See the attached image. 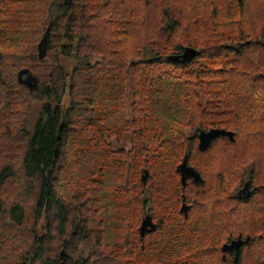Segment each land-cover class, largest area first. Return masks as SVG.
<instances>
[{
    "label": "trees",
    "instance_id": "trees-1",
    "mask_svg": "<svg viewBox=\"0 0 264 264\" xmlns=\"http://www.w3.org/2000/svg\"><path fill=\"white\" fill-rule=\"evenodd\" d=\"M187 48L197 56L182 62ZM61 53L79 63L70 77ZM5 61L16 69L6 79L8 118L22 114L25 94L49 105L19 159L5 156H14L9 145L0 151V190L17 181L0 192L3 202L13 197L3 210L13 225L0 228V264H235V252L222 247L239 238L249 241L237 264H264L253 253H264V0H0V78ZM20 74L36 81L32 90ZM123 96L132 98L137 127L130 174L101 160ZM186 129H223L234 141L219 137L201 152L187 148L197 137ZM185 157L200 182L182 185ZM246 183L250 196L240 198ZM146 218L156 230L142 238ZM121 225L126 236L114 240ZM87 239L94 250L75 262Z\"/></svg>",
    "mask_w": 264,
    "mask_h": 264
},
{
    "label": "rangeland",
    "instance_id": "rangeland-1",
    "mask_svg": "<svg viewBox=\"0 0 264 264\" xmlns=\"http://www.w3.org/2000/svg\"><path fill=\"white\" fill-rule=\"evenodd\" d=\"M62 1V0H61ZM103 2H107L108 0H102ZM59 14L58 11V7H56L55 5L52 6V11L50 13V16L52 18V20H56L57 16ZM180 46L184 47L186 46V43L184 42H180ZM154 49H156L157 51L163 52V50L165 51L167 48H160V47H154ZM169 50H171V48H169ZM149 57V55L144 56L142 58L137 60L139 61H144L145 59H147ZM90 63L95 62L94 60L89 61ZM59 63H60V67H62L63 69H65L66 73L69 74V77L71 76V74L73 72H75L74 70L78 67L79 63L76 61L74 56H69L66 57L64 56L62 53L59 54ZM7 62L5 61L2 65V70H4V72L7 74V76H5L4 78H0V151H3V148H11V150H14V156L11 155L10 151H7V153L5 154V156H8L9 159L11 158V161L14 162L17 159H19L16 155L17 152L21 153V147L23 149V145H25L26 139H27V135L31 134L36 126V124L38 123V121L40 120L41 114L43 112V109L49 105V102L47 100L45 101H39L37 99H30L29 96H27L25 94V100L23 102V110H22V114L18 115L14 121L10 120L8 118V116L6 115V108L9 107L10 104V90H9V85L7 82V78H12L14 72L16 71V69H7ZM70 83V80L68 81ZM261 87L260 88H256L255 92H258V95H261ZM202 97V95L200 96ZM251 99H257L255 97H251ZM123 100V101H122ZM122 101V102H121ZM206 102V99L202 98V104L204 105ZM261 101L259 100V103ZM132 103V98L129 97V102L127 101V97L123 96V98L121 100H119L117 106H118V110L120 112H118V114L116 115V120L117 122H114V127L115 130L117 132V134L115 136H108V134L105 135L104 137V142H102V145L104 147L105 150V155H102L101 160H105V162H110L112 164L118 165L119 163L124 164L125 167L128 169L129 174L131 173L130 170V163H129V158H130V154L129 152L134 148V144L137 143V138L134 137L135 134H133L134 130L137 129V127L135 126L132 127V116L130 114V104ZM257 104V101L254 103V105ZM71 105V97L69 96V94L64 97L63 102L61 104V108L62 109H68ZM24 112V115H23ZM124 115V116H123ZM10 120V122H9ZM123 122V123H122ZM8 123H13L14 125L12 127H10V131L7 130V127L5 128V126L3 127V125H7ZM22 125V126H19ZM151 129H153V126L150 127ZM4 129V130H3ZM199 130V129H198ZM153 133V131H152ZM151 133V135H152ZM185 134L188 138H192L195 137L196 135V131H191L190 129H186ZM197 140L196 142H191L187 143V148L189 146H192L193 143H196V147L199 149V144H200V140L198 139V134L196 135ZM223 144V142H220V144H217L216 146H220ZM190 149V148H189ZM123 151L122 153H119V151ZM201 151V150H200ZM201 152H205V151H201ZM129 154V157H126V155ZM196 154V153H194ZM4 155V154H3ZM93 153L90 155L92 156ZM132 155H134V152H132ZM86 157L87 159H89V157ZM125 160H127V162L125 163ZM205 160L204 157L200 156V158L198 159V161H196V163L198 165H201L202 161ZM6 160L2 159V163H5ZM250 163V162H249ZM61 168L63 169V165H61ZM253 168V163L249 164L248 166H246L245 168V179L248 182L249 179V175L248 172L251 171V169ZM77 171V170H76ZM56 175H59V173H57ZM134 179V177H138V175L136 174V170H135V176L132 173L131 175ZM17 181H15L14 183H10L8 185V187L15 185ZM134 183H136V178L134 179ZM247 184V183H246ZM242 185L241 187L238 188L236 194L237 196H239L240 198H248L250 196L251 190L247 185ZM258 186L261 184H257ZM7 186L5 187L6 189L4 190H0V192L2 194H7V193H11V190L13 192L12 188H8ZM24 195V193H23ZM7 196V195H6ZM0 197V228L1 226H5L7 225L8 227H12L13 222L7 218L6 215H3V210L7 208V206L9 205V203H11L12 199L10 198L8 201L3 202V199H5V197ZM261 197V196H260ZM258 197V198H260ZM261 200H264V197H261ZM2 218V220H1ZM122 226V231H118L117 233H115L114 235H112L114 240H117L120 237H125L126 236V232H127V225H121ZM43 223H41L38 226V234L41 235L43 233ZM94 232H95V225H93ZM122 233V234H121ZM158 235H154L151 236V240L156 238ZM238 240V239H237ZM95 241H92L90 239L84 240L83 243L79 246L77 252L75 254H72V259L77 262L80 260H85L88 256L89 253L94 250L95 248ZM253 253H257L260 254V256H262V258H264V253L261 251V249H253ZM65 257H67L65 255ZM225 257L223 256V259ZM255 258H258V255H256ZM253 261V258H252Z\"/></svg>",
    "mask_w": 264,
    "mask_h": 264
},
{
    "label": "water",
    "instance_id": "water-1",
    "mask_svg": "<svg viewBox=\"0 0 264 264\" xmlns=\"http://www.w3.org/2000/svg\"><path fill=\"white\" fill-rule=\"evenodd\" d=\"M48 37H49V31L47 32V34L45 35V37L43 38L40 44L41 58H43V52L41 51V47L45 45V43L48 40ZM196 56H197V51L195 49L187 48L184 54L181 56V59H182V62H187V61L189 62L193 60ZM20 82L24 85L29 86L30 89L32 90L33 85L36 81L33 80L31 77H28L27 79L22 80V75L20 74ZM219 137H227L230 139V141H234V133L230 131H226L223 129H212L208 132L201 131L198 134V139L200 140L199 149L201 151H206L210 147L211 143L215 141L216 139H218ZM58 139H60V136L58 137ZM178 171L181 174V181H182L183 186L186 185V181L188 178H193L196 183L200 182V176L192 168L188 167L187 157L184 158L183 163L180 165ZM182 210H184V207ZM155 230H156V225L153 224L151 218H146L143 221L142 226L140 228V235L143 238L146 233H152ZM248 241H249L248 238L245 241H243L240 238L238 240H234L230 244H225L222 247V252L223 253L235 252V262L234 263L237 264L240 248L243 246L244 243H248Z\"/></svg>",
    "mask_w": 264,
    "mask_h": 264
},
{
    "label": "bare ground",
    "instance_id": "bare-ground-1",
    "mask_svg": "<svg viewBox=\"0 0 264 264\" xmlns=\"http://www.w3.org/2000/svg\"><path fill=\"white\" fill-rule=\"evenodd\" d=\"M193 179V178H192Z\"/></svg>",
    "mask_w": 264,
    "mask_h": 264
}]
</instances>
